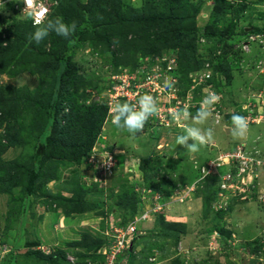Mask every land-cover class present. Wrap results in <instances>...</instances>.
Returning a JSON list of instances; mask_svg holds the SVG:
<instances>
[{"label": "rangeland", "instance_id": "obj_1", "mask_svg": "<svg viewBox=\"0 0 264 264\" xmlns=\"http://www.w3.org/2000/svg\"><path fill=\"white\" fill-rule=\"evenodd\" d=\"M48 1L47 19L76 22L73 42H29L21 0H0V264H110L112 235L135 221L141 234L115 263L264 264V246L253 248L264 241V174L256 181L224 158L241 149L264 160V0H181L170 23L155 19L167 0ZM212 93L211 116L195 126L213 138L190 153L175 141L194 121L169 126L170 110L195 116ZM144 94L159 113L135 135L115 127L112 106ZM52 105L55 139L32 183ZM234 113L248 120L245 138L231 135ZM79 201L88 211L66 216ZM82 234L106 244L79 248Z\"/></svg>", "mask_w": 264, "mask_h": 264}, {"label": "clouds", "instance_id": "obj_2", "mask_svg": "<svg viewBox=\"0 0 264 264\" xmlns=\"http://www.w3.org/2000/svg\"><path fill=\"white\" fill-rule=\"evenodd\" d=\"M21 2L24 4L22 13H25L27 18L33 20V26L35 28V31L29 37V42H35L36 44H39L50 33H55L58 36L68 39L76 30L77 25L75 21H73L71 24H66L60 18H56L55 20L47 19L48 8L46 7L44 0H21ZM172 87L173 85L166 80L164 88L170 90ZM218 100L219 96H217L215 93H212L210 96L206 97L202 101V107L197 111L195 116H192L191 113L187 111L181 113L175 109L170 110L169 114L172 118V121H170L169 126H171L172 122L179 121L181 118H190L194 121L193 126L185 127L184 134L178 135L176 137V145L181 146L190 153H196L202 146L206 145L212 140L214 135L212 128L202 129L201 127H197L195 125H202L208 120V118L211 116V112L208 109ZM110 112L111 123L115 127L126 130L129 134L135 135L143 131L145 124L150 117L159 113V108L157 106L155 97L149 94H144L139 96L135 105L127 102L115 103L110 109ZM231 125L230 132L233 138L242 139L248 135L249 125L245 116L234 113L231 116ZM189 141H191V143H189ZM180 154L181 153H177V156ZM262 174H264V170H262ZM261 178L258 181H260ZM144 211L145 210H143V212ZM133 224L136 227V221ZM136 232L130 237L137 238V236L141 234ZM111 241L113 242V239ZM133 245H128L127 249L131 250Z\"/></svg>", "mask_w": 264, "mask_h": 264}, {"label": "trees", "instance_id": "obj_3", "mask_svg": "<svg viewBox=\"0 0 264 264\" xmlns=\"http://www.w3.org/2000/svg\"><path fill=\"white\" fill-rule=\"evenodd\" d=\"M173 5L178 6L179 8L181 7L180 9H183L186 6L185 4H181V0H174V1L167 0L166 1V5H165L166 12L163 13L161 16H157L155 19L160 17L164 21L167 19L166 22H168V23L172 22L173 19H175V15L177 16V14H176L177 11L175 10V6H173ZM180 9H179V11H180ZM214 12H218V7H216V11H214ZM174 13H175V15H174ZM168 17H172V18L169 19ZM29 25L34 28V26H32V24H31L30 20H29ZM155 25L156 26H161L160 22L157 21V20H156V24ZM240 31H241L242 34L246 33L245 30H243V29H241ZM75 35H76V37H78L80 35V31H76ZM74 40L75 39H73V38H69L70 42H73ZM193 47L194 46H192V48ZM63 67L64 66L61 65V71H63V69H64ZM60 83H61V79H59V83L58 84H60ZM57 96H58V93H57V91H55V96L53 97V100H54L53 103L57 100L56 99ZM52 109H53V112L49 114L48 119L46 121V124L43 127V130L39 134L38 144H37V146L35 147V150H34L33 162H32V171H29V173H28L30 175L29 179L32 181V183H33V181H36L38 179L36 176L38 175L39 170H40V168L42 166L45 149H47V147L50 144H52L51 142H53V139H55L54 137L52 138L51 134H52L54 126L56 124V116H57L58 112L56 111V106L55 105H52ZM51 138H52V140H51ZM58 143L62 144L61 142H58ZM53 152H54V150H53ZM85 152L87 153L86 156H85V158H86L88 156L90 150L89 151H85ZM85 152H83V153H85ZM54 154H57V150L55 151ZM63 154L65 155V152ZM74 157H75V159H74ZM74 157L72 158L73 162L78 164V162L80 161L79 156L78 155H74ZM63 158L64 157H59L58 159H63ZM44 161H45V158H44ZM73 176H78V175L74 174ZM210 179H211V181L213 180L212 181L213 183H218V178L215 177V178H210ZM66 181H67V183L71 182L70 179H67ZM209 193H212V194L214 193L213 192V187L209 188ZM215 194H216V190H215ZM213 196H216V195H213ZM97 210L101 211L102 209L99 208ZM86 211H88V208H87L86 204L83 201H79V202H76L74 204H68L66 206V208H65V213L64 214L69 217V216H72L73 214H83ZM161 235L162 236H166V237L170 236L171 238H177L178 237L177 234H175L173 232H165V233H161ZM93 239H94L93 236L90 235V234H82L81 241L77 242L76 245H78L79 248H81V246H82L85 249L91 250V249H93L95 247L100 248L104 243L106 244V242L103 241L105 238L103 240H102L101 237L97 238L99 240H93ZM258 245L264 246V241L260 240V241L256 242L255 244H253V248L255 246H258ZM250 247H252V245H250ZM37 254L39 256H42L40 253H37Z\"/></svg>", "mask_w": 264, "mask_h": 264}, {"label": "built area", "instance_id": "obj_4", "mask_svg": "<svg viewBox=\"0 0 264 264\" xmlns=\"http://www.w3.org/2000/svg\"><path fill=\"white\" fill-rule=\"evenodd\" d=\"M44 3L46 5V7L48 8V15H49L50 9H51L49 1L44 0ZM23 8H24V4L22 2L20 5L16 6V9L19 10L20 12H22ZM23 14L26 16L25 13H23ZM48 15H47V17H48ZM28 20H30V22L33 26V20L29 19V18H28ZM222 158L223 157L221 156L220 160ZM224 158H228V159H231V158L235 159L236 158L238 160L237 170L239 171V173H241V174L247 173L248 175L251 174V178L252 179L255 178V180L258 178L259 170H264V160L261 162L254 157H245V154L243 153V151L241 149L236 150L234 153H232L231 155H227ZM239 165H240V168H239ZM102 169H106V168L103 167ZM225 181L229 182V181H232V179L228 178ZM260 198L264 199V195L262 194V196H260ZM155 206L156 207L152 208L151 210L144 211L142 214V217H145L148 214V211H149V213L151 211H155V209L158 207V203ZM135 232H136V227L134 226V224H130L129 226H127V228L124 231L123 230H117L116 233L113 234V236H112L113 237L112 238L113 243L111 244V246H110L111 248L109 250V251H111V253L108 256L110 264H118L117 262L115 263V258L117 257V254H119L121 251H123L125 249L127 250V248H128V243H127L128 235H132ZM118 248L121 249L119 252L116 251ZM105 256H106V251L104 253V257ZM105 262H106V260H105Z\"/></svg>", "mask_w": 264, "mask_h": 264}, {"label": "water", "instance_id": "obj_5", "mask_svg": "<svg viewBox=\"0 0 264 264\" xmlns=\"http://www.w3.org/2000/svg\"><path fill=\"white\" fill-rule=\"evenodd\" d=\"M247 31V30H246Z\"/></svg>", "mask_w": 264, "mask_h": 264}]
</instances>
